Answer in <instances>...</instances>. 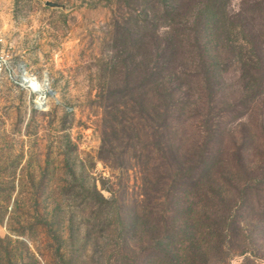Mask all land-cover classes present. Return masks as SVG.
Returning <instances> with one entry per match:
<instances>
[{
  "label": "rangeland",
  "instance_id": "1",
  "mask_svg": "<svg viewBox=\"0 0 264 264\" xmlns=\"http://www.w3.org/2000/svg\"><path fill=\"white\" fill-rule=\"evenodd\" d=\"M148 1L0 0V264H264V0Z\"/></svg>",
  "mask_w": 264,
  "mask_h": 264
},
{
  "label": "trees",
  "instance_id": "2",
  "mask_svg": "<svg viewBox=\"0 0 264 264\" xmlns=\"http://www.w3.org/2000/svg\"><path fill=\"white\" fill-rule=\"evenodd\" d=\"M134 1L136 3H138V0H134ZM153 1H154V4H153V2H151V0L146 2L147 7H152V9L150 8L153 11V13L151 12L152 13L151 16H155L153 7L156 4H158L161 7V9H162V7L164 9H166L165 13H167L171 17H172V15H174V12H178V9L180 8V4L182 5V3H180V0H153ZM150 3H152L153 5ZM220 3H222V0H200V2H198L199 5L201 4L197 8V10L199 11L198 15L201 16L202 18H204L205 20H207L206 23H208L209 26L212 22H213V24L214 23L217 24L218 21H222L221 19H222L223 13L220 12V9H219ZM190 8L195 9V3L192 6H190ZM193 13H195V10ZM192 15L195 16V14H192ZM199 31L202 32L201 30H199ZM166 66H168V65L165 62V64H162V68L159 71H158V69H156L152 66H148V68H147L148 78L150 79V82H149L150 86L149 87H150L152 96L155 97L152 101H153V103L156 102L158 104V105H155V104L152 105L151 104L150 110L152 111L153 115H157V116L162 117L163 123L165 126L167 125V121H168L167 120L168 117L166 114L168 111L173 110L174 109L173 107L175 106L174 103L171 104L169 102H167L166 104L163 103V105L161 104V101H163L164 99H167V96L169 99H171V97L173 96V93H171V91L167 90L164 87V85L166 83V79L170 75H173V74H171L172 72H169V73H166L167 71L165 72ZM161 72H162V74H161ZM165 96H166V98H165ZM160 109H162V110H160ZM203 157L207 160L209 158V154H207Z\"/></svg>",
  "mask_w": 264,
  "mask_h": 264
},
{
  "label": "built area",
  "instance_id": "3",
  "mask_svg": "<svg viewBox=\"0 0 264 264\" xmlns=\"http://www.w3.org/2000/svg\"><path fill=\"white\" fill-rule=\"evenodd\" d=\"M0 80H7L22 86L29 94H40L41 85L36 77L24 74L21 65L13 62L10 48L5 38L0 34ZM42 97H37L40 100ZM37 102V101H36Z\"/></svg>",
  "mask_w": 264,
  "mask_h": 264
},
{
  "label": "water",
  "instance_id": "4",
  "mask_svg": "<svg viewBox=\"0 0 264 264\" xmlns=\"http://www.w3.org/2000/svg\"><path fill=\"white\" fill-rule=\"evenodd\" d=\"M46 5L49 6V7H53V8L61 7V6L58 5V4L50 3V2H47Z\"/></svg>",
  "mask_w": 264,
  "mask_h": 264
},
{
  "label": "bare ground",
  "instance_id": "5",
  "mask_svg": "<svg viewBox=\"0 0 264 264\" xmlns=\"http://www.w3.org/2000/svg\"><path fill=\"white\" fill-rule=\"evenodd\" d=\"M40 101H41V99L39 100V102H40ZM39 102H38V103H39Z\"/></svg>",
  "mask_w": 264,
  "mask_h": 264
}]
</instances>
